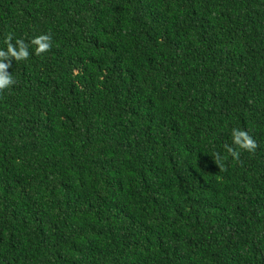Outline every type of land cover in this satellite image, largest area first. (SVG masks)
<instances>
[{
    "label": "trees",
    "instance_id": "trees-1",
    "mask_svg": "<svg viewBox=\"0 0 264 264\" xmlns=\"http://www.w3.org/2000/svg\"><path fill=\"white\" fill-rule=\"evenodd\" d=\"M8 37L0 264H264V0H0Z\"/></svg>",
    "mask_w": 264,
    "mask_h": 264
},
{
    "label": "clouds",
    "instance_id": "clouds-1",
    "mask_svg": "<svg viewBox=\"0 0 264 264\" xmlns=\"http://www.w3.org/2000/svg\"><path fill=\"white\" fill-rule=\"evenodd\" d=\"M11 37H8L5 43L7 44V51L0 49V89L10 87L15 83L12 75L7 72V69L11 66L10 63H4L3 60L8 57H15L17 60H26L29 58V50L27 45L23 41L17 40L14 46L11 42ZM51 37L48 35H41L36 37L32 42L38 45L37 54L47 51L51 44ZM233 143L240 149L253 150L256 147L255 141L248 135L246 131L234 129L232 133ZM227 151L234 157L239 153L230 146H225Z\"/></svg>",
    "mask_w": 264,
    "mask_h": 264
}]
</instances>
